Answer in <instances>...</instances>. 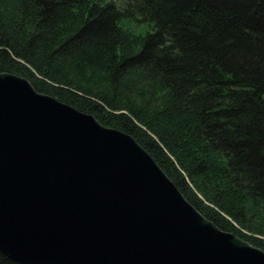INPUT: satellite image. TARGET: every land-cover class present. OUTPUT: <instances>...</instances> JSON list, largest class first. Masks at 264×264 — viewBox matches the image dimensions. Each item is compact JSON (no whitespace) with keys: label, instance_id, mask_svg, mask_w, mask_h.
I'll return each instance as SVG.
<instances>
[{"label":"trees","instance_id":"obj_1","mask_svg":"<svg viewBox=\"0 0 264 264\" xmlns=\"http://www.w3.org/2000/svg\"><path fill=\"white\" fill-rule=\"evenodd\" d=\"M0 74L134 137L264 251V0H0Z\"/></svg>","mask_w":264,"mask_h":264},{"label":"water","instance_id":"obj_2","mask_svg":"<svg viewBox=\"0 0 264 264\" xmlns=\"http://www.w3.org/2000/svg\"><path fill=\"white\" fill-rule=\"evenodd\" d=\"M0 252L18 264H264L131 135L0 74Z\"/></svg>","mask_w":264,"mask_h":264},{"label":"rangeland","instance_id":"obj_3","mask_svg":"<svg viewBox=\"0 0 264 264\" xmlns=\"http://www.w3.org/2000/svg\"><path fill=\"white\" fill-rule=\"evenodd\" d=\"M130 30L131 32L136 33V34H145L146 32L149 31V27L146 25H140V26L134 25V26H130Z\"/></svg>","mask_w":264,"mask_h":264}]
</instances>
